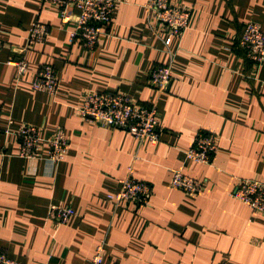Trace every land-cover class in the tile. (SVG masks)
<instances>
[{"label":"crops","instance_id":"0c3cea01","mask_svg":"<svg viewBox=\"0 0 264 264\" xmlns=\"http://www.w3.org/2000/svg\"><path fill=\"white\" fill-rule=\"evenodd\" d=\"M115 20L91 51L71 43L56 6L42 0H0V247L22 264H90L106 239V264H264V214L234 197L240 179L264 182V64L248 61L238 41L249 22L264 31V0H172L193 12L182 41H173V80L160 94L149 81L153 67L170 64L150 30L147 0H116ZM40 21L44 43L28 44ZM18 78L9 64L23 57ZM53 65L59 89H33L40 69ZM90 92L127 94L139 105H157L158 144L121 129L83 121L78 113ZM35 125L42 137L63 128L70 142L55 170L19 155L5 131ZM200 131L218 137L210 165L185 162ZM133 166L150 184L149 205L109 200ZM205 181L196 196L173 189L176 169ZM51 205L75 215L58 226Z\"/></svg>","mask_w":264,"mask_h":264},{"label":"built area","instance_id":"2783aa9c","mask_svg":"<svg viewBox=\"0 0 264 264\" xmlns=\"http://www.w3.org/2000/svg\"><path fill=\"white\" fill-rule=\"evenodd\" d=\"M45 4L57 7L62 25L72 24L71 43H79L85 49L95 51L100 44V37L115 20L116 0H42ZM148 26L158 37L171 57L170 64L153 67L149 72V81L160 94L164 93L173 80L172 62L175 53L171 50L173 41H182L190 28L193 12L186 7L173 3L172 0H147L145 5ZM50 35L49 27L37 21L30 28L29 46L44 43ZM23 57L9 64L17 69L21 79L28 69L25 53ZM239 48L246 59L259 67L264 64V31L255 22L245 25L238 41ZM35 91L55 95L59 89V78L51 64L44 65L33 81ZM83 121L101 126L121 129L139 141L147 140L158 144L161 140V121L157 105H139L127 94L119 92H90L85 95L78 109ZM6 134H14L19 142V155L27 160L44 159L43 149L48 148L46 161L55 170L66 158L70 142L63 128L46 137L40 135L35 125L22 124L14 126L10 122ZM218 153V137L212 131H200L194 138L191 148L186 152L185 162L194 165H210ZM205 181L195 179L182 169L173 172L171 187L187 195L196 196L205 188ZM153 187L134 176L133 166L129 167L127 176L121 181V189L109 197L118 207L122 202H131L139 207L149 205ZM234 197L256 213L264 214V182L254 179H240L234 191ZM75 215L70 206L51 205L48 217L58 226L67 224ZM106 239H101L90 264H106ZM0 264H22L9 258L5 249L0 247Z\"/></svg>","mask_w":264,"mask_h":264}]
</instances>
